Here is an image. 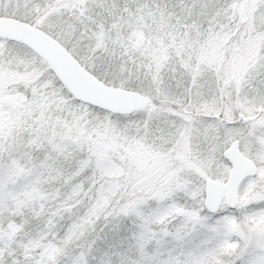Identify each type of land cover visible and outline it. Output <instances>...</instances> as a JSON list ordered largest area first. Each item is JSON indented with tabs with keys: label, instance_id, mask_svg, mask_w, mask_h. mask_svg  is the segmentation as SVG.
<instances>
[{
	"label": "rangeland",
	"instance_id": "obj_1",
	"mask_svg": "<svg viewBox=\"0 0 264 264\" xmlns=\"http://www.w3.org/2000/svg\"><path fill=\"white\" fill-rule=\"evenodd\" d=\"M159 1L87 0L84 12L78 3L71 12L49 14L43 0H0V15L38 23L36 26L62 42L89 71L98 68L103 77L110 71L121 76L126 69L138 70L137 61H142L135 57L158 51V31L162 30L158 28L162 24L158 20ZM193 1L179 2L181 11L174 19H168L173 14L166 15L165 22L181 36L179 47L188 46L183 41L199 33L198 24L207 15L205 5ZM255 17L263 33L253 51L260 61L252 63V70L243 75L246 78L240 91L231 84L220 97L212 77L204 74L190 87L165 91L159 86L156 94V81L149 76L144 82L138 75L135 90L147 94L150 102L153 96L154 102L125 118L109 117L107 111H97L80 101L58 100L53 93L57 91L51 89L53 78L37 53L17 41L0 38V140L6 137L1 145H23L32 152L36 146L45 155L38 165L45 170L40 178L57 182L55 192L79 205L60 236L44 245V236L29 240L30 248H42L29 264H46L60 255L59 264H84L82 252L70 246L110 204L117 206V217L127 211L140 215L141 206H146L147 222L152 217L162 220L172 214H191L202 204L204 180H225L229 162L222 150L234 138H238L241 151L256 162L257 172L240 183L236 211L220 213L216 219L237 239L224 240L226 247L233 249L228 264H259L258 254L264 249V208L250 206L264 204V113L246 122L232 118L239 112L252 115L264 107V3ZM102 45L107 46L103 60L93 55L99 46L104 48ZM165 61L175 65L172 60ZM30 69L35 76L27 81L24 72ZM45 91L54 94V103L49 106L42 104ZM185 100L192 104L191 114L183 112L185 106L175 108ZM218 116L234 121L224 122ZM61 158L64 162L71 158V166H59ZM146 183L149 186L143 195L123 199ZM40 190L33 195H39ZM9 197L13 194L1 185L0 202ZM224 207L222 202L219 208Z\"/></svg>",
	"mask_w": 264,
	"mask_h": 264
},
{
	"label": "trees",
	"instance_id": "obj_2",
	"mask_svg": "<svg viewBox=\"0 0 264 264\" xmlns=\"http://www.w3.org/2000/svg\"><path fill=\"white\" fill-rule=\"evenodd\" d=\"M191 1L164 0L161 2L160 0L158 2L160 5L158 20L162 21V24H158V28L162 29L158 31V51H154L152 56L140 54L135 57V60L142 61H137V71L126 69L122 71L121 76L111 75L110 71V74L106 72L107 75L103 77L98 73V68H93L92 73L102 78L101 80L107 84L131 89H138L139 82L136 80L138 75L143 77L144 82H147L146 78L150 76L158 85L155 88L156 94L160 90L159 86H163L165 91L190 87L204 74L212 77L220 97H224L225 89L231 84L237 92L240 91L242 80L246 78L244 76L252 70L249 68L250 65L260 61L255 59L256 53L253 52L258 43L260 45V33L263 34L257 24L255 13L264 0L193 1L195 4H204L207 15L203 18V22L198 24L201 26L197 31L199 33H195L192 39L189 40L188 37L183 41L188 43V46L179 47L182 43L179 38L181 36L178 31L175 34L173 26L165 22L166 15L173 14V18L168 17V19H174L181 11L180 6L189 4ZM84 2L87 0H43L49 14L58 10L71 12L78 3L81 4V12H84L86 8ZM47 4L49 7H46ZM33 24L38 25L36 22ZM96 41L97 44L101 43L100 39ZM21 44L36 54L26 44ZM102 46L104 48L99 46L97 49L99 52L95 51L93 55L96 54V58L103 60L106 55L103 57L101 55L107 46ZM36 55L43 60L38 54ZM165 60H172L175 65L168 64ZM79 62L81 63L80 60ZM45 65L46 71L53 78L51 89L57 92L52 90L55 95L50 94L49 91L43 92L42 104L49 106L54 103V100L51 102L53 95L57 96L58 100L64 98L67 101H78L58 81L46 63ZM114 68L116 71L122 69ZM24 74L27 81L31 76H35L32 75L31 69L25 70ZM153 102L152 96L151 102L147 105H152ZM169 105L173 107V102L171 101ZM191 105L190 101L185 100L178 102L175 108L185 106L183 112L191 114ZM90 107L97 111H105L95 106L90 105ZM140 109L128 114L111 112L108 114L109 117L125 118L140 113ZM256 113L257 111L254 114ZM237 114L232 118L237 119ZM217 118L223 120L222 117ZM223 121L233 122L234 120L224 119ZM1 142H6L5 136L0 140V187L2 185L10 190L13 197L0 202V264H29L32 257L42 252L41 247L30 248L29 240L44 236V245L50 239L60 236L73 219L76 207L79 205L77 202H72L73 200H64L63 193L55 192L57 182L40 178L42 171L45 170L38 165L45 155H42V151L38 152L36 146L34 150L32 148V152L29 148L17 144L6 148V145H1ZM63 160V158L58 160L59 166L64 164L68 168L73 162L71 158L65 162ZM148 186L149 183H146L123 199L143 195ZM36 188L41 189L37 196L33 195V192L38 190ZM126 189L128 192L129 187ZM123 193L125 194V191ZM237 206L235 208L225 206L215 212H209L203 204H200L195 206L191 214L187 216L172 214L162 220L152 217L147 222L144 220L148 213L146 206H141L140 215L130 214L127 211L117 217V206L110 204L104 208L102 214L82 237L71 244L70 249H79L82 252L84 264H228L230 252L233 249L226 247L224 240L236 241L237 239L233 237L234 234H231L230 228H222L216 218L223 212L234 213ZM250 207L264 208V204L258 202ZM260 251L257 261L259 264H264V249ZM62 257L60 255L46 264H59Z\"/></svg>",
	"mask_w": 264,
	"mask_h": 264
},
{
	"label": "water",
	"instance_id": "obj_3",
	"mask_svg": "<svg viewBox=\"0 0 264 264\" xmlns=\"http://www.w3.org/2000/svg\"><path fill=\"white\" fill-rule=\"evenodd\" d=\"M0 38L26 44L44 60L71 96L82 103L111 113L128 114L150 102V97L138 90L103 82L86 69L62 42L28 21L0 15ZM260 111L258 109L252 115L238 113L237 119L246 122L254 119ZM222 156L229 162L225 180L206 178L203 182L202 204L209 212L217 211L222 202L228 208H235L240 183L257 172L256 162L241 151L238 138L229 142L222 150Z\"/></svg>",
	"mask_w": 264,
	"mask_h": 264
},
{
	"label": "flooded vegetation",
	"instance_id": "obj_4",
	"mask_svg": "<svg viewBox=\"0 0 264 264\" xmlns=\"http://www.w3.org/2000/svg\"><path fill=\"white\" fill-rule=\"evenodd\" d=\"M258 109H261V111L258 114H260L261 112L264 113V109L263 108H258Z\"/></svg>",
	"mask_w": 264,
	"mask_h": 264
}]
</instances>
